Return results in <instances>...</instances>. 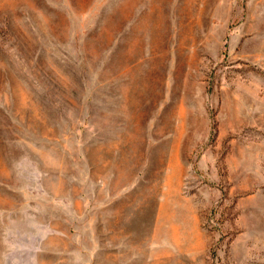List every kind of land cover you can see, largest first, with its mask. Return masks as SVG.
<instances>
[{"label":"rangeland","instance_id":"1","mask_svg":"<svg viewBox=\"0 0 264 264\" xmlns=\"http://www.w3.org/2000/svg\"><path fill=\"white\" fill-rule=\"evenodd\" d=\"M0 264H264V0H0Z\"/></svg>","mask_w":264,"mask_h":264}]
</instances>
